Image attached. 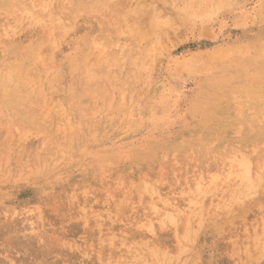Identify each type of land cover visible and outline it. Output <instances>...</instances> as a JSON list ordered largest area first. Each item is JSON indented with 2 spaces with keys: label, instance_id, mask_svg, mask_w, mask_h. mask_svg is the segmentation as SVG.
<instances>
[{
  "label": "rangeland",
  "instance_id": "1",
  "mask_svg": "<svg viewBox=\"0 0 264 264\" xmlns=\"http://www.w3.org/2000/svg\"><path fill=\"white\" fill-rule=\"evenodd\" d=\"M34 1L0 0V264H264V0Z\"/></svg>",
  "mask_w": 264,
  "mask_h": 264
},
{
  "label": "bare ground",
  "instance_id": "2",
  "mask_svg": "<svg viewBox=\"0 0 264 264\" xmlns=\"http://www.w3.org/2000/svg\"><path fill=\"white\" fill-rule=\"evenodd\" d=\"M30 1V0H29ZM34 1V0H33ZM39 1H41V0H39ZM44 1H46V0H44ZM47 1H49V0H47ZM80 1V0H79ZM9 2V1H8ZM35 2V1H34ZM34 2H31V3H34ZM42 2H43V0H42ZM41 2V3H42ZM51 2V1H50ZM59 2V1H58ZM64 2V1H63ZM17 3H19V2H17ZM21 3V2H20ZM40 3V2H39ZM82 3V2H81ZM37 4V3H36ZM44 4V3H43ZM45 4H47V3H45ZM44 4V5H45ZM76 4H77V1H76ZM22 5H23V3H22ZM21 5V6H22ZM32 5V4H31ZM26 6V5H25ZM36 6V5H35ZM51 6V5H50ZM54 6V5H53ZM66 6V5H65ZM77 6V5H76ZM15 7V6H14ZM83 7V6H82ZM81 7V8H82ZM38 8V7H37ZM44 8V7H43ZM84 8H85V6H84ZM13 9V8H12ZM31 9H32V7H31ZM35 9V8H34ZM42 9V8H41ZM54 9V8H53ZM76 9V8H75ZM90 9V8H89ZM12 11V10H11ZM42 11H43V9H42ZM57 11V10H56ZM82 11V10H81ZM4 12V11H3ZM13 12V11H12ZM20 12V11H19ZM30 12H32V11H30ZM40 12V11H39ZM38 12V13H39ZM59 12V11H58ZM6 13V12H5ZM14 13V12H13ZM35 13H36V11H35ZM49 13V12H48ZM60 13V12H59ZM77 13V12H76ZM85 13V12H84ZM42 14V13H41ZM47 14V13H46ZM54 14V13H53ZM69 14V13H68ZM81 14V13H80ZM56 15V14H55ZM60 15V14H59ZM65 15V14H64ZM15 16V15H14ZM37 16V15H36ZM39 16V15H38ZM40 16H42V15H40ZM55 17V16H54ZM61 17V16H60ZM63 17V16H62ZM15 18H17V16L15 17ZM59 18V17H58ZM66 18V17H65ZM3 19H4V17H3ZM6 19V18H5ZM34 19V18H33ZM42 19H43V17H42ZM61 19H63V18H61ZM68 19V18H67ZM79 19H81V18H79ZM37 21H38V19H37ZM64 21V20H63ZM15 22V21H14ZM14 22L12 23V24H14ZM33 22V21H32ZM36 22V21H35ZM16 23V22H15ZM57 23H58V21H57ZM62 23V22H61ZM19 24V23H18ZM45 24V23H44ZM69 24V23H68ZM8 25H10V24H8ZM38 25H39V22H38ZM43 25V24H42ZM82 25V24H81ZM2 26V25H1ZM0 26V27H1ZM18 26V25H17ZM44 26V25H43ZM54 26H55V24H54ZM3 27V26H2ZM39 27V26H38ZM41 27V26H40ZM48 27V26H47ZM81 27V26H80ZM18 28H19V26H18ZM34 29V28H33ZM51 29V28H50ZM61 29V28H60ZM53 30V29H52ZM56 29H54V31H55ZM93 30V29H92ZM3 31H6V29H4ZM2 31V32H3ZM40 31V30H39ZM15 32V31H14ZM37 32V31H36ZM53 33V32H52ZM15 34V33H14ZM89 34V33H88ZM12 35V34H11ZM52 35V34H51ZM55 35V34H54ZM5 36V35H4ZM7 37V36H6ZM10 37V36H9ZM90 37V36H89ZM63 38V37H62ZM84 41V40H83ZM55 42V41H54ZM79 42V41H78ZM96 43V42H95ZM98 43V42H97ZM107 43V42H106ZM2 44V43H1ZM55 44V43H54ZM118 44V43H117ZM78 45V44H77ZM82 46V45H81ZM99 46V45H98ZM97 46V47H98ZM249 46H251V45H249ZM248 46V47H249ZM85 47V46H84ZM103 47V46H102ZM115 47V46H114ZM107 48V47H106ZM116 48V47H115ZM251 49V48H250ZM111 51V50H110ZM80 52V51H79ZM83 52V51H82ZM254 52V51H253ZM250 53V52H249ZM81 54V53H80ZM86 54V53H85ZM264 54V53H263ZM252 55V54H251ZM258 55V54H257ZM81 56V55H80ZM255 56V55H254ZM92 57V56H91ZM80 58V57H79ZM90 58V57H89ZM92 60H93V58H92ZM92 60H90V61H92ZM88 62V61H87ZM89 63V62H88ZM243 64V63H242ZM241 64V65H242ZM79 65V64H78ZM78 65H76V66H78ZM244 65V64H243ZM246 65H248V64H246ZM261 66V65H260ZM80 67V66H79ZM242 67V66H241ZM262 67H263V65H262ZM75 68V67H74ZM76 69V68H75ZM215 69V68H214ZM218 69V68H217ZM253 69V68H252ZM256 69V68H255ZM213 70V69H212ZM219 70V69H218ZM238 70V69H237ZM247 70H248V68H247ZM251 70V69H250ZM249 70V71H250ZM203 71V70H202ZM239 71V70H238ZM253 71V70H252ZM230 72H231V70H230ZM251 72V71H250ZM224 73V72H223ZM232 73V72H231ZM241 73V72H240ZM246 73V72H245ZM252 73V72H251ZM216 74V73H215ZM254 74V73H253ZM262 74V73H261ZM220 75V74H219ZM231 75V74H230ZM233 75V74H232ZM234 76V75H233ZM263 76V75H262ZM203 77V76H202ZM207 77V76H206ZM241 77V76H240ZM257 77V76H256ZM220 78V77H219ZM225 78V77H224ZM233 78V77H232ZM238 78V77H237ZM205 79V78H204ZM207 79V78H206ZM236 79V78H235ZM239 79V78H238ZM244 79V78H243ZM257 79V78H256ZM259 79H260V77H259ZM237 80V79H236ZM227 81H228V79H227ZM241 81V80H240ZM244 81V80H243ZM246 81H248V80H246ZM231 82V81H230ZM239 82V81H238ZM250 82V81H249ZM248 82V83H249ZM254 82H255V80H254ZM260 82V81H259ZM223 83H225V81L223 82ZM229 83V82H228ZM257 83V82H256ZM255 83V84H256ZM260 83H262V82H260ZM227 84V83H226ZM214 85V84H213ZM213 85L211 86V88L213 87ZM232 85V84H231ZM238 85V84H237ZM247 85V84H246ZM245 85V86H246ZM258 85V84H257ZM208 86V85H207ZM248 86V85H247ZM246 86V87H247ZM88 87V86H87ZM228 87V86H227ZM255 88V87H254ZM245 89V88H244ZM237 90V89H236ZM218 91V90H217ZM232 91V90H231ZM257 91V90H256ZM204 92V91H203ZM238 92V91H237ZM251 92V91H250ZM249 92V93H250ZM200 93V92H199ZM213 93H214V91H213ZM219 93V92H218ZM120 94H122V93H120ZM201 94V93H200ZM123 95V94H122ZM122 95H120V96H122ZM252 95V94H251ZM260 95V94H259ZM258 95V96H259ZM224 96V95H223ZM237 96H238V94H237ZM263 96V95H262ZM123 97V96H122ZM210 97V96H209ZM250 97V96H249ZM6 98V97H5ZM226 98V97H225ZM254 98V97H253ZM261 98V97H260ZM205 99V98H204ZM241 99V98H240ZM8 100H10V99H8ZM198 100V99H197ZM202 100V99H201ZM224 100V99H223ZM237 100V99H236ZM242 100V99H241ZM10 101H12V100H10ZM240 101V100H239ZM249 101V100H248ZM193 102V101H192ZM195 102H197V101H195ZM226 102H227V100H226ZM9 103V102H8ZM20 103V102H19ZM199 103H201V102H199ZM202 103H203V101H202ZM223 103V102H222ZM227 103H229V102H227ZM250 103V102H249ZM13 104V103H12ZM85 104H87V103H85ZM218 104H220V103H218ZM248 104V103H247ZM14 105V104H13ZM198 105V104H197ZM208 105V104H207ZM251 105V104H250ZM90 106V105H89ZM88 106V107H89ZM202 106V105H201ZM258 106V105H257ZM68 107V106H67ZM82 107V106H81ZM224 107V106H223ZM226 107V106H225ZM252 107L253 108H255V106H253L252 105ZM251 107V108H252ZM263 107V106H262ZM203 108V107H202ZM205 108V107H204ZM247 108V107H246ZM259 108V107H258ZM19 109V108H18ZM225 109V108H224ZM243 109V108H242ZM198 110V109H197ZM223 110V109H222ZM220 111V110H219ZM239 111V110H238ZM249 111V110H248ZM254 111V110H253ZM69 112V111H68ZM221 112V111H220ZM241 112V111H240ZM258 112V111H257ZM198 113V112H197ZM245 113H246V111H245ZM22 114V113H21ZM213 114V113H212ZM241 115H242V113H240ZM29 115V114H28ZM35 115V114H34ZM153 115V114H152ZM210 115H211V113H210ZM220 115H224V114H220ZM230 115V114H229ZM69 116V115H68ZM85 116V115H84ZM263 116H264V114H263ZM217 117H218V115H217ZM221 117V119H222V116H220ZM228 117V116H227ZM80 118H82V117H80ZM205 118V117H204ZM233 119H234V117H232ZM68 119H69V117H68ZM213 119V118H212ZM203 120V119H202ZM205 120V119H204ZM211 120V119H210ZM224 120V119H223ZM34 121V120H33ZM228 121V120H227ZM230 121H231V119H230ZM69 122V124H70V121H68ZM82 122H84V121H82ZM92 122V121H91ZM233 122V121H232ZM73 123V122H72ZM77 123V122H76ZM76 123H74V124H76ZM79 123V122H78ZM86 123V122H85ZM89 123V122H88ZM25 124H26V122H25ZM62 124V123H61ZM68 124V125H69ZM113 124V123H112ZM228 124V123H227ZM65 125V124H64ZM78 125H80V124H78ZM85 125V124H84ZM106 125V124H105ZM104 125V126H105ZM114 125V124H113ZM157 125V124H156ZM230 125V124H229ZM62 126H63V124H62ZM107 126V125H106ZM228 126V125H227ZM241 126V125H240ZM254 126V125H253ZM66 126H64L63 128H65ZM70 127H71V124H70ZM92 127H93V125H92ZM250 127V126H249ZM255 127V126H254ZM74 128V127H73ZM84 128H85V126H84ZM214 128V127H213ZM246 128V127H245ZM248 128V127H247ZM56 129V128H55ZM70 129V128H69ZM75 129V128H74ZM108 129V128H107ZM112 129V128H111ZM200 129V128H199ZM256 129V128H255ZM261 129V128H260ZM27 130V129H26ZM57 130V129H56ZM64 130V129H63ZM86 130V129H85ZM96 130V129H95ZM100 130V129H99ZM197 130V129H196ZM202 130V129H201ZM259 130V129H258ZM31 131V130H30ZM103 131V130H102ZM104 131H105V129H104ZM107 132H108V130H106ZM105 131V132H106ZM200 131V130H199ZM241 131V130H240ZM65 132V131H64ZM63 132V133H64ZM67 132V131H66ZM94 132V131H93ZM185 132V131H184ZM201 132V131H200ZM216 132V131H215ZM247 132V131H246ZM47 133V132H46ZM53 133V132H52ZM89 133V132H88ZM91 131H90V135H91ZM197 133V132H196ZM210 133V132H209ZM208 133V134H209ZM192 134V133H191ZM220 134V133H219ZM244 134V133H243ZM49 135V134H48ZM89 135V136H90ZM101 135V134H100ZM105 135V134H104ZM114 135V134H113ZM183 135V134H182ZM212 135V134H211ZM228 135V134H227ZM242 135V134H241ZM179 136V135H178ZM203 136V135H202ZM65 137V136H64ZM73 137V136H72ZM71 137V138H72ZM95 137V136H94ZM100 137V136H99ZM108 137V136H107ZM112 137V136H111ZM183 137V136H182ZM211 137V136H210ZM217 137H219V136H217ZM229 137V136H228ZM244 137V136H243ZM70 138V139H71ZM92 138H93V136H92ZM96 138V137H95ZM94 138V139H95ZM102 138V137H101ZM113 138V137H112ZM201 138V137H200ZM237 138V137H236ZM240 138V137H239ZM81 139V138H80ZM215 139H216V137H215ZM224 139V138H223ZM64 140H65V138H64ZM73 140V139H72ZM97 140V139H96ZM175 140V139H174ZM220 140V139H219ZM232 140V139H231ZM235 140V139H234ZM241 140V139H240ZM246 140V139H245ZM46 141V140H45ZM246 141H248V140H246ZM69 142V141H68ZM90 142V141H89ZM88 142V143H89ZM96 142V141H95ZM162 142V141H161ZM172 142H173V140H172ZM181 142V141H180ZM245 142V141H244ZM70 143V142H69ZM72 143V142H71ZM154 143V142H153ZM169 143V142H168ZM212 143V142H211ZM216 143V142H215ZM220 143V142H219ZM34 144V143H33ZM42 144H45V143H42ZM77 144V143H76ZM79 144V143H78ZM235 144V143H234ZM72 146H71V148L73 147V144H71ZM149 145H151V144H149ZM158 145V144H157ZM220 145V144H219ZM262 145V144H261ZM92 146V145H91ZM154 146V145H153ZM161 146V145H160ZM230 146H232V145H230ZM83 147V146H82ZM90 147V146H89ZM252 147V146H251ZM264 147V146H263ZM148 148H151V147H148ZM153 148V147H152ZM245 148V147H244ZM85 149V148H84ZM88 149H90V148H88ZM135 149V148H134ZM238 149V148H237ZM257 149V148H256ZM72 150H74V148L72 149ZM82 150V149H81ZM86 150V149H85ZM96 150V149H95ZM127 151V150H126ZM140 151V150H139ZM239 151V150H238ZM104 152V151H103ZM141 152H142V150H141ZM240 152V151H239ZM134 153H135V151H134ZM252 153H254V152H252ZM56 154H58V153H56ZM60 154H61V151H60ZM63 154V153H62ZM67 154V153H66ZM81 154V153H80ZM84 154V153H83ZM232 154V153H231ZM88 155H89V153H88ZM186 155V154H185ZM245 155V154H244ZM73 156V155H72ZM92 156V155H91ZM141 156V155H140ZM234 156V155H233ZM70 157V156H69ZM97 157V156H96ZM248 157V156H247ZM39 158V157H38ZM63 157H61L60 159H62ZM72 158V157H71ZM76 158V157H75ZM90 158V157H89ZM163 158V157H162ZM226 158V157H225ZM59 159V158H58ZM104 159V158H103ZM233 159H235L234 157H233ZM39 160V159H38ZM72 160V159H71ZM230 160V159H229ZM176 161V160H175ZM237 161V160H236ZM67 162V161H66ZM89 162V161H88ZM233 162V161H232ZM53 163V162H52ZM58 163V162H57ZM71 163V162H70ZM96 163V162H95ZM132 163V162H131ZM43 164H45V163H43ZM54 164V163H53ZM100 164V163H99ZM104 164V163H103ZM108 164V163H107ZM115 164V163H114ZM113 164V165H114ZM231 164V163H230ZM264 164V163H263ZM49 165H51V164H49ZM57 165V164H56ZM98 165V164H97ZM127 165V164H126ZM178 165V164H177ZM46 166H48V165H46L45 164V168H46ZM53 166V165H52ZM84 166V165H83ZM107 166V165H106ZM186 166V165H185ZM39 167H40V164H39ZM54 167V166H53ZM94 167V166H93ZM92 167V169H94ZM103 167V166H102ZM127 167V166H126ZM130 167V166H129ZM229 167V166H228ZM237 167V166H236ZM263 167V166H262ZM26 168V167H25ZM44 168V167H43ZM50 168H52V167H50ZM98 168V167H97ZM104 168V167H103ZM193 168H195V167H193ZM208 168V167H207ZM30 169H32V168H30ZM49 169V168H48ZM47 169V170H48ZM87 169H89V168H87ZM123 169V168H122ZM222 169V168H221ZM233 169H234V167H233ZM28 170V169H27ZM38 170V169H37ZM42 170V169H41ZM50 170H53V169H50ZM56 170V169H55ZM95 170V169H94ZM136 170V169H135ZM147 170V169H146ZM176 170V169H175ZM18 171V170H17ZM42 171H44V170H42ZM40 172V171H39ZM57 172V171H56ZM92 172V171H91ZM114 172V171H113ZM134 172V171H133ZM142 172H144V171H142ZM228 172H229V170H228ZM237 172H238V170H237ZM260 172V171H259ZM52 173V172H51ZM84 173V172H83ZM82 173V174H83ZM96 173V172H95ZM95 173H94V175H95ZM102 173V172H101ZM215 173V172H214ZM225 173V172H224ZM235 173V172H234ZM41 174V173H40ZM46 174V173H45ZM44 174V175H45ZM58 174V173H57ZM108 174V173H107ZM120 174V173H119ZM122 174V173H121ZM137 174V173H136ZM217 174V173H216ZM227 174V173H226ZM238 174V173H237ZM262 174V173H261ZM38 175V174H37ZM134 175V174H133ZM139 175V174H138ZM141 175H143V174H141ZM146 175V174H145ZM173 175V174H172ZM208 175H211V174H208ZM230 175V174H229ZM232 175V174H231ZM262 175H264V174H262ZM4 176H5V174H4ZM4 176H3V178H4ZM20 176V175H19ZM25 176V175H24ZM80 176H81V174H80ZM91 176V175H90ZM214 176H216L215 174L214 175H212V177H213V180H214ZM87 177V176H86ZM96 177V176H95ZM107 177V176H106ZM120 177V176H119ZM174 177H175V175H174ZM179 177V176H178ZM226 177V176H225ZM232 177V176H231ZM44 178V177H43ZM128 178V177H127ZM139 178V177H138ZM142 178V177H141ZM175 178H177V177H175ZM193 178H195V177H193ZM251 178V177H250ZM79 179V178H78ZM81 179V178H80ZM107 179V178H106ZM156 179V178H155ZM159 179V178H158ZM185 179V178H184ZM183 179V180H184ZM219 179V178H218ZM217 179V180H218ZM225 179V178H224ZM256 179H257V177H256ZM19 180V179H18ZM20 180H21V178H20ZM22 180H23V178H22ZM56 180V179H55ZM88 180V179H87ZM105 180V179H104ZM112 180V179H111ZM234 180V179H233ZM251 180V179H250ZM263 180V179H262ZM7 181V180H6ZM24 181V180H23ZM75 181V180H74ZM95 181V180H94ZM120 181V180H119ZM131 181V180H130ZM139 181V180H138ZM148 181V180H147ZM177 181V180H176ZM195 181V180H194ZM254 181V180H253ZM214 182V181H213ZM252 182V181H251ZM262 182H264V181H262ZM261 182V183H262ZM75 183V182H74ZM84 183V182H83ZM196 183H198V182H196ZM215 183V182H214ZM232 183V182H231ZM238 183V182H237ZM80 184V183H79ZM139 184V183H138ZM150 184H151V182H150ZM168 184V183H167ZM200 184V183H199ZM242 184V188L241 189H244L243 188V185H244V183H241ZM248 184V183H247ZM263 184V183H262ZM107 185V184H106ZM122 185V184H121ZM194 185H196V184H194ZM222 185V184H221ZM220 185V186H221ZM255 185V184H254ZM259 185V184H258ZM264 185V184H263ZM56 186H57V183H56ZM64 186V185H63ZM92 186V185H91ZM117 186H119V185H117ZM147 186H148V184H147ZM170 186H171V184H170ZM169 186V187H170ZM200 186V185H199ZM228 186V185H227ZM236 186H237V184H236ZM239 186V185H238ZM246 185H244V187H245ZM248 186V185H247ZM85 187V186H84ZM137 187V186H136ZM139 187V186H138ZM156 186H154V188H155ZM182 187V186H181ZM207 187V186H206ZM235 187V186H234ZM251 186H248V187H245L246 189H247V191H249ZM127 188V187H126ZM133 188H135V187H133ZM150 188V187H149ZM200 188V187H199ZM230 188V187H229ZM237 188V187H236ZM255 188H257V187H255ZM58 189H60V188H58ZM73 189V188H72ZM222 189V188H221ZM224 189V188H223ZM252 189V188H251ZM64 190V189H63ZM135 190V189H134ZM160 190H162V189H160ZM202 190V189H201ZM204 190V189H203ZM238 190V189H237ZM83 191V190H82ZM124 191H125V189H124ZM141 191V190H140ZM180 191V190H179ZM183 191V190H182ZM209 191H211V190H209ZM232 191H234V190H232ZM246 191V192H247ZM250 191H253V189L252 190H250ZM43 192V191H42ZM58 192V191H57ZM107 192V191H106ZM162 192V191H161ZM176 192V191H175ZM208 192V191H207ZM215 192H216V190H215ZM245 192V193H246ZM45 193V192H44ZM55 193V192H54ZM131 193V192H130ZM150 193V192H149ZM210 193V192H209ZM224 193V192H223ZM234 193L235 192H233V195H234ZM239 193V192H238ZM61 194V193H60ZM69 194V193H68ZM154 194H156V193H154ZM176 194V193H175ZM188 194V193H187ZM205 194V193H204ZM242 194H244V193H242ZM253 194H256V193H253ZM50 195H52V194H50ZM57 195V194H56ZM74 195V194H73ZM129 195H131V194H129ZM164 195V194H163ZM178 195V194H177ZM184 195V194H183ZM221 195V194H220ZM232 195V196H233ZM240 195V194H239ZM264 195V194H263ZM59 196V195H58ZM57 196V197H58ZM91 196V195H90ZM199 196V195H198ZM213 196H214V194H213ZM256 196V195H255ZM92 197V196H91ZM94 197V196H93ZM122 197V196H121ZM149 197V196H148ZM166 197V196H165ZM221 197V196H220ZM236 197H237V195H236ZM243 197H245V195L243 196ZM137 198H139V197H137ZM142 198V197H141ZM194 198H196V197H194ZM219 198V197H218ZM230 198V197H229ZM234 198V197H233ZM246 198H247V196H246ZM57 199V198H56ZM105 199V198H104ZM117 199H120V198H117ZM153 199V198H152ZM179 199V198H178ZM200 199H202V198H200ZM199 199V200H200ZM245 199V198H244ZM54 200V199H53ZM76 200V199H75ZM126 200V199H125ZM130 200V199H129ZM141 200V199H140ZM189 200V199H188ZM203 200V199H202ZM34 201V200H33ZM68 201V200H67ZM121 201V200H120ZM131 201V200H130ZM150 201V200H149ZM159 201V200H158ZM173 201V200H172ZM176 201V200H175ZM184 201H186V200H184ZM190 201H191V199H190ZM201 201V200H200ZM200 201H198V203L200 202ZM39 202V201H38ZM103 202V201H102ZM154 202V201H153ZM196 202H197V200H196ZM227 202H229V200H227ZM244 202V201H243ZM77 203V202H76ZM75 203V204H76ZM83 203V202H82ZM108 203V202H107ZM115 203V202H114ZM113 203V204H114ZM124 203V202H123ZM139 203V202H138ZM158 203V202H157ZM170 203V202H169ZM202 203H205V202H202ZM210 203H212V202H210ZM225 203V202H224ZM233 203V202H232ZM237 203V202H236ZM41 204V203H40ZM66 204V203H65ZM103 204V203H102ZM112 204V205H113ZM125 204V203H124ZM137 204V203H136ZM140 204V203H139ZM162 204V203H161ZM171 204V203H170ZM176 204V203H175ZM230 205H231V203H229ZM235 204V203H234ZM243 204V203H242ZM199 205H200V203H199ZM223 205V204H222ZM224 205H226V204H224ZM259 205V204H258ZM50 205H48V207H49ZM57 206V205H56ZM59 206V205H58ZM101 206H103V205H101ZM131 206V205H130ZM143 205H141V207H142ZM150 206V205H149ZM163 206V205H162ZM170 206V205H169ZM175 206V205H174ZM190 206V205H189ZM193 206V205H192ZM196 206V205H195ZM210 206H211V204H210ZM209 206V207H210ZM219 206V205H218ZM218 206H216L215 208H218ZM43 207V206H42ZM67 207V206H66ZM69 207V206H68ZM86 207V206H85ZM89 207V206H88ZM87 207V208H88ZM176 207V206H175ZM229 207V206H228ZM232 207V206H231ZM74 208V207H73ZM201 208V207H200ZM219 208H222V207H219ZM248 208V207H247ZM21 209V208H20ZM34 209H35V207H34ZM70 209V208H69ZM78 209V208H77ZM89 209V208H88ZM118 209V208H117ZM130 209H131V207H130ZM157 209V208H156ZM160 209V208H159ZM178 209V208H177ZM177 209H176V211H177ZM180 209V208H179ZM178 209V210H179ZM203 209V208H202ZM206 209V208H205ZM207 209H208V207H207ZM224 209H227V207L226 208H224ZM229 209V208H228ZM234 209V208H233ZM239 209V208H238ZM259 209V208H258ZM50 210V209H49ZM52 210V209H51ZM79 210V209H78ZM90 210V209H89ZM143 210V209H142ZM158 210V209H157ZM190 210V209H189ZM240 210V209H239ZM242 210V209H241ZM65 211V210H64ZM144 211V210H143ZM168 211H170V210H168ZM206 211V210H205ZM230 210H228V212H229ZM237 211V210H236ZM249 211H251V210H249ZM24 212V211H23ZM87 212V211H86ZM105 212V211H104ZM107 212V211H106ZM193 212V211H192ZM195 212V211H194ZM241 212V211H240ZM2 213V212H1ZM18 213V212H17ZM65 213V212H64ZM145 213H146V211H145ZM148 213V212H147ZM146 213V214H147ZM156 213V212H155ZM173 213V212H172ZM191 213V212H190ZM197 213V212H196ZM19 214V213H18ZM32 214V213H31ZM87 214H88V212H87ZM127 214V213H126ZM144 214V213H143ZM142 214V215H143ZM152 214V213H151ZM157 214V213H156ZM169 214H170V212H169ZM181 214V213H180ZM203 214V213H202ZM240 214V213H239ZM252 214V213H251ZM5 215H7V214H5ZM17 215V214H16ZM68 215V214H67ZM74 215V214H73ZM81 215V214H80ZM82 215H83V213H82ZM137 215V214H136ZM191 215V214H190ZM189 215V216H190ZM196 215V214H195ZM201 215V214H200ZM217 215V214H216ZM259 215V214H258ZM1 216V215H0ZM61 216V215H60ZM86 216V215H85ZM110 216V215H109ZM166 216V215H165ZM174 216H176V215H174ZM203 216V215H202ZM212 216V215H211ZM230 216V215H229ZM37 217V216H36ZM104 217V216H103ZM121 217V216H120ZM144 217V216H143ZM159 217V216H158ZM178 217H179V215H178ZM177 217V218H178ZM228 217V216H227ZM226 217V218H227ZM244 217H245V213H244ZM252 217V216H251ZM63 218V217H62ZM61 218V219H62ZM93 218V217H92ZM97 218H98V216H97ZM128 218V217H127ZM135 218V217H134ZM182 218V217H181ZM188 218V217H187ZM217 218V217H216ZM232 218V217H231ZM80 219V218H79ZM86 219V218H85ZM85 219L83 218V220L85 221ZM109 219V218H108ZM133 219V218H132ZM149 219V218H148ZM191 219H192V217H191ZM191 219H189V221H191ZM214 219V218H213ZM228 219V218H227ZM230 219V218H229ZM248 219V218H247ZM260 219V218H259ZM81 220V219H80ZM94 220V219H93ZM143 220V219H142ZM155 220V219H154ZM167 220V219H166ZM177 221H178V219H176ZM252 220V219H251ZM79 221V220H78ZM98 221V220H97ZM96 221V222H97ZM123 221V220H122ZM125 221V220H124ZM215 221V220H214ZM227 221V220H226ZM233 221V220H232ZM249 221V220H248ZM256 221V220H255ZM8 222V221H7ZM47 222V221H46ZM49 222V221H48ZM60 222V221H59ZM152 222V221H151ZM156 222V221H155ZM186 222V221H185ZM237 222V221H236ZM74 223V222H73ZM126 223H128V222H126ZM143 223V222H142ZM163 223H164V221H163ZM168 223V222H167ZM188 223V222H187ZM199 223V222H198ZM224 223V222H223ZM241 223V222H240ZM261 223V222H260ZM42 224V223H41ZM80 224V223H79ZM88 224V223H87ZM90 224V223H89ZM96 224V223H95ZM105 224H106V222H105ZM108 224V223H107ZM153 224V223H152ZM165 224V223H164ZM229 224V223H228ZM84 225V224H83ZM145 225V224H144ZM158 225V224H157ZM162 225V224H161ZM186 225V224H185ZM185 225H184V227H185ZM263 225V224H262ZM11 226V225H10ZM92 226V225H91ZM119 226V225H118ZM117 226V227H118ZM165 226V225H164ZM173 226V225H172ZM175 226V225H174ZM198 226V225H197ZM209 226V225H208ZM22 227V226H21ZM90 227V226H89ZM97 227H98V225H97ZM135 227V226H134ZM190 227V226H189ZM202 227V226H201ZM83 228V227H82ZM93 228H95L94 227V225H93ZM129 228V227H128ZM174 228V227H173ZM238 228H240V227H238ZM264 228V227H263ZM54 229H57V228H54ZM156 229V228H155ZM175 229V228H174ZM184 229V228H183ZM221 229H222V227H221ZM234 229V228H233ZM242 229V228H241ZM58 230V229H57ZM56 230V231H57ZM60 230V229H59ZM90 230V229H89ZM126 230V229H125ZM185 230V229H184ZM191 230V229H190ZM224 230V229H223ZM256 230V229H255ZM113 231V230H112ZM117 231V230H116ZM143 231V230H142ZM146 231V230H145ZM186 231V230H185ZM234 231V230H233ZM260 231V230H259ZM184 232V231H183ZM235 232V231H234ZM252 232V231H251ZM66 233V232H65ZM115 233V232H114ZM118 233V232H117ZM177 233V232H176ZM228 233V232H227ZM250 233V232H249ZM248 233V234H249ZM57 234V233H56ZM59 234V233H58ZM70 234H72V233H70ZM86 234V233H85ZM94 234V233H93ZM120 234V233H119ZM144 234V233H143ZM149 234V233H148ZM155 234V233H154ZM198 234V233H197ZM229 234V233H228ZM240 234V233H239ZM41 235V234H40ZM44 235V234H43ZM171 235V234H170ZM51 236V235H50ZM100 236V235H99ZM115 236V235H114ZM121 236V235H120ZM156 236V235H155ZM163 236V235H162ZM165 236V235H164ZM191 236V235H190ZM189 236V237H190ZM249 236V235H248ZM55 237V236H54ZM159 237V236H158ZM181 237V236H180ZM243 237V236H242ZM251 237V236H250ZM63 238H65V237H63ZM88 238V237H87ZM94 238V237H93ZM96 238V237H95ZM162 238V237H161ZM249 238V237H248ZM262 238V237H261ZM260 238V239H261ZM8 239V238H7ZM38 239V238H37ZM97 239V238H96ZM102 239V238H101ZM119 239V238H118ZM138 239V238H137ZM170 239H172L171 238V236H170ZM175 239V238H174ZM179 239H181V238H179ZM195 239V238H194ZM227 239V238H226ZM54 240V239H53ZM108 240V239H107ZM110 240V239H109ZM120 240V239H119ZM134 240V239H133ZM142 240V239H141ZM169 240V239H168ZM176 240V239H175ZM222 240V239H221ZM241 240V239H240ZM258 240V239H257ZM52 241V240H51ZM88 241V240H87ZM102 241V240H101ZM104 241V240H103ZM117 241V240H116ZM148 241H149V239H148ZM151 241H152V239H151ZM158 241V240H157ZM172 241H173V239H172ZM225 241V240H224ZM234 241H236V240H234ZM246 241V240H245ZM259 241V240H258ZM112 242H113V240H112ZM124 242V241H123ZM144 242V241H143ZM178 242V241H177ZM186 242V241H185ZM231 242H233V241H231ZM50 243V242H49ZM63 243H65V242H63ZM131 243V242H130ZM240 243V242H239ZM243 243V242H242ZM246 243V242H245ZM263 243V242H262ZM53 244V243H52ZM51 244V245H52ZM108 244V243H107ZM151 244H153V243H151ZM173 244V243H172ZM177 244V243H176ZM179 244H180V242H179ZM49 245V244H48ZM93 245V244H92ZM113 245V244H112ZM189 245V244H188ZM187 245V246H188ZM231 245V244H230ZM253 245V244H252ZM257 245H259V244H257ZM53 246V245H52ZM65 246H67V245H65ZM89 246V245H88ZM94 246V245H93ZM92 246V247H93ZM97 246V245H96ZM144 246V245H143ZM179 246V245H178ZM224 246V245H223ZM242 246V245H241ZM81 247V246H80ZM132 247V246H131ZM136 247V246H135ZM153 247V246H152ZM157 247V246H156ZM181 247H182V245H181ZM181 247H180V250H181ZM184 247V246H183ZM238 247V246H237ZM94 248V247H93ZM125 248V247H124ZM159 248V247H158ZM239 248V247H238ZM259 248V247H258ZM91 249V248H90ZM165 249V248H164ZM183 249V248H182ZM224 249V248H223ZM249 249V248H248ZM260 249V248H259ZM80 250V249H79ZM93 250V249H92ZM116 250H117V248H116ZM160 250H162V249H160ZM179 250V251H180ZM240 250V249H239ZM242 250V249H241ZM253 250V249H252ZM60 251V250H59ZM76 251V250H75ZM82 251V250H81ZM155 251V250H154ZM167 251V250H166ZM231 251V250H230ZM246 251V250H245ZM68 252H70V251H68ZM77 252V251H76ZM83 252V251H82ZM107 252H109V251H107ZM121 252V251H120ZM148 252H150V251H148ZM161 252H163V251H161ZM166 253V252H165ZM102 254H104V253H102ZM106 254H108V253H106ZM126 254V253H125ZM129 254V253H128ZM237 254V253H236ZM240 254V253H239ZM92 255H93V253H92ZM151 255V254H150ZM165 255V254H164ZM235 255V254H234ZM244 255V254H243ZM101 256V255H100ZM103 256V255H102ZM110 256V255H109ZM117 257V256H116ZM123 257H124V255H123ZM147 257V256H146ZM237 257V256H236ZM167 258V257H166ZM241 258V257H240ZM118 259V258H117ZM116 259V260H117ZM124 259V258H123ZM122 259V260H123ZM160 259V258H159ZM174 259V258H173ZM258 259V258H257ZM262 259V258H261ZM251 260V259H250ZM249 260V261H250ZM125 261V260H124ZM239 261V260H238ZM246 261V260H245ZM253 261V260H252ZM9 262V261H8ZM60 262H62V261H60ZM86 262H87V260H86ZM128 262V261H127ZM148 262V261H147ZM160 262V261H159ZM64 263V262H63ZM97 263V262H96ZM102 263V262H101ZM120 263V262H119ZM132 263V262H131ZM167 263V262H166ZM165 263V264H166ZM238 263V262H237ZM254 263V262H253ZM31 264H33V262L31 261ZM88 264V263H87ZM90 264V263H89ZM127 264V263H126ZM233 264V263H232ZM260 264V263H259Z\"/></svg>",
  "mask_w": 264,
  "mask_h": 264
}]
</instances>
